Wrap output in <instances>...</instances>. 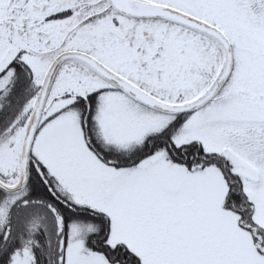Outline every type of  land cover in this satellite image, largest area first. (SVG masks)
Masks as SVG:
<instances>
[{"label":"snow or ice","instance_id":"6c2138e0","mask_svg":"<svg viewBox=\"0 0 264 264\" xmlns=\"http://www.w3.org/2000/svg\"><path fill=\"white\" fill-rule=\"evenodd\" d=\"M0 264H264V0H0Z\"/></svg>","mask_w":264,"mask_h":264},{"label":"trees","instance_id":"16d2710c","mask_svg":"<svg viewBox=\"0 0 264 264\" xmlns=\"http://www.w3.org/2000/svg\"><path fill=\"white\" fill-rule=\"evenodd\" d=\"M17 196H9L3 193H0V204L3 206L5 213L2 218L0 224V230H3L9 224H11L12 228L16 230L17 235H22L23 238L28 241L30 246H34L37 244V240L43 241V237H37L36 232L39 231L42 226V222L29 218H22L19 216L15 205L17 202ZM40 264H48L47 258L44 256L40 257Z\"/></svg>","mask_w":264,"mask_h":264},{"label":"water","instance_id":"95a60500","mask_svg":"<svg viewBox=\"0 0 264 264\" xmlns=\"http://www.w3.org/2000/svg\"><path fill=\"white\" fill-rule=\"evenodd\" d=\"M15 192H16V186L15 185H13L11 187L6 186V191L3 194L9 195V196H16Z\"/></svg>","mask_w":264,"mask_h":264},{"label":"rangeland","instance_id":"374dc122","mask_svg":"<svg viewBox=\"0 0 264 264\" xmlns=\"http://www.w3.org/2000/svg\"><path fill=\"white\" fill-rule=\"evenodd\" d=\"M4 213H5V210H4L3 206L0 204V224H1L2 218L4 216Z\"/></svg>","mask_w":264,"mask_h":264}]
</instances>
